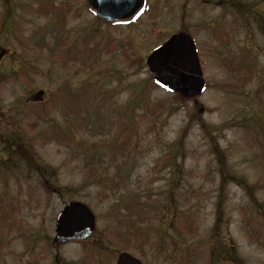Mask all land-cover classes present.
Wrapping results in <instances>:
<instances>
[{
	"label": "rangeland",
	"instance_id": "374dc122",
	"mask_svg": "<svg viewBox=\"0 0 264 264\" xmlns=\"http://www.w3.org/2000/svg\"><path fill=\"white\" fill-rule=\"evenodd\" d=\"M219 1L146 0L110 23L85 0H10L5 20L0 0V264H114L122 250L143 264H213L227 243L264 264V23ZM241 1L264 19V0ZM180 30L196 41L204 91L139 90L146 55ZM39 89L43 100H25ZM213 146L253 201L220 177ZM71 200L95 215L85 246L53 241Z\"/></svg>",
	"mask_w": 264,
	"mask_h": 264
},
{
	"label": "water",
	"instance_id": "95a60500",
	"mask_svg": "<svg viewBox=\"0 0 264 264\" xmlns=\"http://www.w3.org/2000/svg\"><path fill=\"white\" fill-rule=\"evenodd\" d=\"M88 6L106 21L130 19L144 0H86ZM145 62L153 78L162 86L177 92L181 97L198 96L205 85L199 64L195 43L190 34L180 31L173 33L163 43L155 47ZM43 91L27 96L30 100H40ZM54 240L66 242L70 239L87 237L95 227V216L89 207L80 201L65 204L55 217ZM115 264H141L140 260L128 252L118 254Z\"/></svg>",
	"mask_w": 264,
	"mask_h": 264
},
{
	"label": "trees",
	"instance_id": "16d2710c",
	"mask_svg": "<svg viewBox=\"0 0 264 264\" xmlns=\"http://www.w3.org/2000/svg\"><path fill=\"white\" fill-rule=\"evenodd\" d=\"M223 0H220L219 2H222ZM228 5L231 6L233 9H235L236 11H238L242 16H245L246 14L249 15H254L256 14V16L258 17V22H263L264 23V19H263V14L261 15L259 12H257L254 9V2H243L241 0H229L227 1ZM5 11L9 12L11 10V5H10V0H5ZM44 42H35L34 45L38 46L41 45ZM252 45H248V47H251ZM249 50V49H248ZM247 49L242 50V52H240L239 57H238V66L241 65L244 66L245 65V56H246V52L248 51ZM264 54V53H263ZM138 61H140L142 63V59L141 57H138ZM243 69V68H242ZM243 71L245 72V70L243 69ZM246 73V72H245ZM247 74V73H246ZM4 76H0V81L4 80ZM151 81V83L153 85H156L150 77H147L145 79H143L141 81V87L139 90H144L145 86L148 85V81ZM248 79H244V81L246 82ZM157 86V85H156ZM46 97V96H45ZM144 99L146 101H148L147 99V95H144ZM164 103H162L159 108L162 109V105ZM59 124H57L58 126ZM60 126V125H59ZM45 136V135H44ZM50 136L56 137L57 133L54 134H50ZM49 136H45V139H48ZM182 141H183V136H179L173 143L172 146L174 149H179L182 147ZM13 144V141H12ZM17 153H19L20 156L24 157V159L28 162V163H34L32 157H30V153L26 150L25 146H19L17 148ZM213 152L216 155V159H217V167H218V173L220 175V177H222V179H224L225 177H228L230 175V179L231 181H235L238 182L243 188H247L250 196V200L253 201V195L250 191L251 187L250 185L241 177L237 176L236 174L232 173L230 171L229 166H227L226 164V160H225V154H224V150L221 147H217V146H213ZM40 166V165H39ZM38 166V168H39ZM44 168V167H43ZM174 170V174L175 172H178V170L176 168H173ZM232 174V175H231ZM220 202V201H219ZM170 206V205H168ZM139 208V206H136L133 210ZM257 208L260 212V210H263V205L260 202H257ZM140 226H135L134 227V234L136 235H141L142 232L140 230ZM86 240V239H85ZM85 240H81L80 242H82V244L85 246ZM94 244L98 245V246H104L101 242L100 239L96 240L94 242H92L91 245L95 246ZM96 247V246H95ZM212 262L213 264H219L220 261L225 260L226 263H232V264H244V261L238 256V254L234 251V246L230 245V244H226L224 247L220 248L217 251H212ZM57 260V257L54 258V262ZM61 264V263H60ZM68 264V263H65Z\"/></svg>",
	"mask_w": 264,
	"mask_h": 264
}]
</instances>
